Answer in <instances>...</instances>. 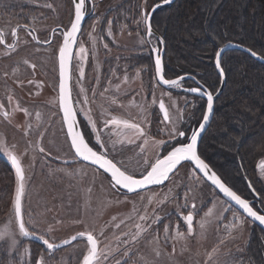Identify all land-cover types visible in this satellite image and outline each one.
I'll return each mask as SVG.
<instances>
[{
	"label": "rangeland",
	"instance_id": "1",
	"mask_svg": "<svg viewBox=\"0 0 264 264\" xmlns=\"http://www.w3.org/2000/svg\"><path fill=\"white\" fill-rule=\"evenodd\" d=\"M91 1V12L72 59L71 90L76 110L88 139L95 144L85 113L96 121L112 159L140 175L145 171L144 159L154 161L157 154L165 153L164 148L155 149L149 143L141 152L143 139L130 134L127 139L117 136L116 132L128 130L113 125L105 128V119L117 117L139 123L144 138L174 144L168 135L173 122L188 134L202 117L196 111L203 99L184 92L183 82L180 87H164L155 79L151 47L160 49L161 43L156 34H146L142 12L156 0ZM72 16V0H0V31L7 43H12L11 31L17 28L15 51L0 44V104L10 113V119L0 113V140L21 158L25 175L22 211L24 219L32 221L26 227L35 233L23 237L17 229L15 249L7 238L0 242V264H36L41 258L43 264H83L89 249L86 237L70 242L78 233L89 231L107 257H101L100 264H263L254 257L257 233L264 261V237L255 224L222 198L189 162L179 165L161 185L124 193L112 187L101 170L74 157L57 98L56 58L62 32L55 30L45 42L52 28L66 29ZM27 26L43 43L33 38ZM80 45L86 49L83 60L76 55ZM161 100L168 120L161 115ZM128 139L134 142L128 143ZM111 141H118L114 149ZM41 147L44 152L39 151ZM0 156L10 162L6 152L0 151ZM256 178L264 183V167H257ZM17 183L14 171L12 199L0 227L10 220L16 224L13 202ZM247 195L248 199L253 197ZM209 209L212 214L206 215ZM189 212L193 215L191 234L183 220ZM234 214L244 220L243 224ZM137 224L142 231L133 241ZM178 231L183 236H178ZM39 236L59 247L47 249ZM65 240L70 242L64 244Z\"/></svg>",
	"mask_w": 264,
	"mask_h": 264
},
{
	"label": "trees",
	"instance_id": "2",
	"mask_svg": "<svg viewBox=\"0 0 264 264\" xmlns=\"http://www.w3.org/2000/svg\"><path fill=\"white\" fill-rule=\"evenodd\" d=\"M151 26L164 42V75L193 74L211 91L220 83L214 57L223 43L237 42L264 57V0H174L153 12ZM220 66L225 83L198 153L243 197L252 194L247 179L258 197L255 208L264 211V183L256 178L257 164L264 157V63L230 48L222 53ZM13 181L11 163L0 156V223L12 199ZM254 226L264 237V231ZM254 236V257L264 264L259 235Z\"/></svg>",
	"mask_w": 264,
	"mask_h": 264
},
{
	"label": "snow or ice",
	"instance_id": "3",
	"mask_svg": "<svg viewBox=\"0 0 264 264\" xmlns=\"http://www.w3.org/2000/svg\"><path fill=\"white\" fill-rule=\"evenodd\" d=\"M146 2V0H145ZM171 0H163L164 4H169ZM51 7V5H48ZM160 7L159 4L152 9L154 12L156 8ZM86 0H74V19L70 24V28L63 32V43L59 47L58 50V60H59V107L63 113L62 121L67 125V133L66 136L70 139V147L74 150V157H78L83 161L90 162L93 165L98 166L99 169H103L106 173L110 174V184L112 187L120 186L123 189H126L130 193H135L138 189H142L148 185L153 184H161L164 180L169 178V174L176 169L177 165L181 164V162H191L194 167V171H198L203 174V178L207 181H210L213 186H216L225 196L229 197L231 201L235 202V205H238L243 213H246L247 217L258 221L261 224H264V215L258 214V211L254 210L250 203L246 199H242L236 192L232 191L229 187H226L225 184L221 181L220 177L210 168L209 164L205 162L204 159L198 153V143L201 138L202 133L206 130L208 122L210 120V116L213 113L214 109V101L215 96L212 91H209L204 87V85L196 82L198 86L187 88V91L190 93L197 94L198 98H206L205 99V110L202 112V121H198V126L192 128L190 130V136L186 131H179L176 128L175 122H173L172 129L169 131V141L175 140V144H170L169 142L163 140H155L144 138L145 133L144 129L140 126L139 123H132L129 120H121L117 117H112L111 119H105L104 127L107 128L109 125H113L117 128L122 126L123 129H127L128 133H123V131L116 132L117 136H124L125 139L128 138V134L137 139H143V144L139 145L141 152L145 151V146L151 143L155 149H159L161 147L164 148L166 154L160 155L157 154L154 161L149 158H145L143 163L145 165V174L141 176H137L135 172L129 171V169L124 166L123 162H117L114 159L110 158V151L107 147V143L102 139L100 132L97 130V123L92 119L89 113H85L88 122L91 126V133L94 137L95 144L91 142V139H86L85 134L78 130V120H77V111L74 107L72 90L68 84L69 76V66L71 64L72 59L74 58V53L72 51L73 46L77 43V35L80 32L81 23L86 15ZM144 22L147 25L146 34L151 37L153 35L152 27H151V18L147 12H142ZM111 24V21H109ZM11 35L13 37V43H7L4 38L3 31H0V44L6 46L9 51H15L16 42L15 38L17 37V29L13 28L11 31ZM109 35L111 32L109 31ZM159 43H163L162 38H158ZM143 43V41H141ZM106 48L107 45L105 44ZM153 52H158V49L153 48ZM252 55H256L255 52H252L251 49H248ZM86 53V49L83 45H80L79 52L76 54L79 56L80 60L84 59ZM223 53V49H220L216 53V66L220 67V59ZM264 59V57H261ZM25 64L28 61H24ZM34 69L36 67L35 64L31 65ZM155 69L158 76L157 83H162L163 85L180 87L184 78H178L175 80L165 79L163 75L162 62L160 55L157 54L155 59ZM15 71V70H14ZM80 76L83 77L84 72L83 68L79 69ZM220 74L223 75V69H220ZM7 75V73H5ZM31 83V82H30ZM118 87V86H117ZM81 92H84V89H80ZM103 95V93H101ZM11 100V97H9ZM79 102V101H77ZM85 103H87V97L85 96ZM115 99H113L112 103H115ZM19 109V106L17 105ZM160 108L164 111V119L168 120V112L165 110V106L163 101L160 102ZM20 111L25 112L27 115V109H19ZM0 113L5 117V119H10V113L7 111H3V105L0 104ZM37 118L39 119L40 114L36 113ZM180 137H184L185 140H180ZM118 141H111L113 145V149L115 148V144ZM122 142V141H119ZM132 139H128V143H133ZM14 147V146H13ZM0 151L6 152L12 164L15 167L16 175L18 179L17 187L15 189L14 196V208L13 214L16 220V224L14 225L10 220L7 225L0 227V242H3L5 238L11 240V246L13 249L17 247V229L20 236L27 237L30 235H35L34 232H30L26 227V224L32 225V221L29 219L26 221L24 219L23 211H22V199L25 195V175L24 169L22 167L21 158L17 154H14L12 151H9V146L2 140H0ZM40 152H44V148L41 147L39 149ZM264 167V164L261 165ZM60 171H64V169H60ZM90 191V190H89ZM261 204H264V199L261 200ZM195 208V205H193ZM212 209H209L208 214L211 215ZM141 220L145 219V217L141 216ZM234 219H238L240 224H243L244 220L238 218L234 214ZM183 220L187 224V231L189 234L193 232V215L191 212L188 213L187 216L183 217ZM34 226V225H33ZM203 224L201 227L203 228ZM231 227L235 228L236 225L233 224ZM137 234L132 236V240L135 241L142 231L141 226L139 224L136 225ZM51 229H49L50 231ZM167 231V228L165 229ZM178 236H183V233L177 232ZM78 237L85 238L88 241L89 249L87 254L83 256V264H100L101 257L105 260L106 256L103 254V250L98 249V241L94 237L91 231L85 233H78L77 236H73L71 239L76 240ZM38 239L42 240L43 244L47 246V249L52 250L54 248L59 247V245H54L50 243L49 240L44 239L43 236H39ZM70 241L65 240L63 243L68 244ZM128 243V241H125ZM215 251V250H214ZM155 254L157 256L160 255L159 250H155ZM209 258L211 259V254H209ZM36 264H43V259L41 258L36 262ZM119 264V262H118ZM144 264H148L147 261Z\"/></svg>",
	"mask_w": 264,
	"mask_h": 264
},
{
	"label": "water",
	"instance_id": "4",
	"mask_svg": "<svg viewBox=\"0 0 264 264\" xmlns=\"http://www.w3.org/2000/svg\"><path fill=\"white\" fill-rule=\"evenodd\" d=\"M87 1V0H86ZM88 1H90V2H92L91 0H88ZM174 0H171V2H173ZM170 2V3H171ZM72 4H73V16H72V20L74 19V0H72ZM157 4H159L160 6H162V5H165L164 3H163V0H156L152 5H151V7L149 8V10L147 11V13L150 15V18H151V16H152V14H153V11H152V9L153 8H155V6L157 5ZM157 9V8H156ZM88 13L89 12H86V15H85V17H84V19H83V21H82V23H81V28H82V26H83V23H84V21H85V18L87 17V15H88ZM72 20H71V22H72ZM71 22H70V24H71ZM70 24L68 25V27L66 28V29H64L63 31H62V34H63V32L64 31H66V30H68L69 28H70ZM145 26H146V29H147V25H146V23H145ZM81 28H80V30H81ZM152 32H153V34H156L159 38H162L160 35H158L154 30H153V28H152ZM80 33V32H79ZM79 33H78V35H79ZM78 35H77V39H78ZM163 40V39H162ZM62 43H63V35H62V40H61V43H60V45H59V47L62 45ZM76 45V44H75ZM75 45L73 46V49H72V51H73V53H74V49H75ZM164 42L163 43H161V48L159 49V48H157V47H155L156 49H158V52H153V62H154V74H155V79H156V81H158V76H157V73H156V69H155V59H156V56H157V54H159L160 55V58H161V62H162V69L164 70V68H163V51H164ZM151 48H154V47H151ZM230 48H238V49H241V50H243V51H245V52H247L248 54H250L252 57H254L255 59H257L258 61H260V62H262V63H264V59H261V57H263V56H261L260 54H258V53H256L255 51H253L252 50V52H255L256 53V55L254 56V55H252L249 51H247L248 49H250L249 47H247V46H244V45H242V44H239V43H237V42H233V41H227V42H225V43H223L222 45H220L218 48H217V51H216V53L220 50V49H223V52L226 50V49H230ZM59 50V49H58ZM56 60H57V72H58V80H57V98H58V101H59V60H58V53H57V58H56ZM214 65H215V68H216V70H217V72H218V74H219V76H220V83H219V86H218V88L213 92V94H214V96H215V99L218 97V95L220 94V92L222 91V89H223V86H224V83H225V75H224V72H223V75H221L220 74V69H222L221 68V66L219 67V68H217V66H216V54H215V57H214ZM71 67H72V61H71V64H70V66H69V76H70V79L68 80V84H69V86L71 87ZM164 75V74H163ZM165 77V76H164ZM181 77H183L184 78V80L185 79H192V80H194V81H196V82H199L197 79H196V77L193 75V74H190V73H183V74H180V75H177V76H174V77H171V78H166L165 77V79H168V80H175V79H178V78H181ZM160 85H162V86H164V87H167L168 85H163L162 83H159ZM199 84H201L200 82H199ZM205 87V86H204ZM206 89H208L207 87H205ZM186 91H187V88L185 89ZM209 91H211L210 89H208ZM188 92V91H187ZM72 94V93H71ZM195 94V93H194ZM206 99V98H205ZM161 102V101H160ZM160 102H159V109H160V112H161V114H162V116L164 117V111L163 110H161V108H160ZM215 102V101H214ZM58 106H59V102H58ZM59 110H60V114H61V118L63 117V113H62V111H61V109H60V107H59ZM165 110H166V107H165ZM167 111V110H166ZM213 111H214V109H213ZM212 116H213V113L211 114V116H210V120H209V122H208V125H209V123H210V121H211V118H212ZM77 120H78V117H77ZM200 121H202V118H201V120ZM63 122V121H62ZM208 125H207V127H208ZM63 126H64V130H65V133H67V125L65 124V123H63ZM198 126V125H197ZM196 126V127H197ZM206 127V128H207ZM78 130L79 131H81L82 132V129H81V126H80V123H79V120H78ZM205 132V131H204ZM203 132V133H204ZM203 133H202V135H203ZM202 135H201V137H202ZM189 136H190V133H189ZM201 139V138H200ZM67 140H68V142H69V145H70V139L67 137ZM186 142V141H185ZM199 142H200V140H199ZM198 145H199V143H198ZM72 149V148H71ZM72 151H73V153H74V150L72 149ZM164 154H166V152L165 153H163L162 155H164ZM77 159H79L80 161H83L82 159H80V158H78V157H76ZM202 158V157H201ZM203 159V158H202ZM9 160H10V163H11V165H12V167H13V169H14V171H15V174H16V170H15V167H14V165L12 164V162H11V159H10V157H9ZM83 162H86V163H88V164H91L90 162H87V161H83ZM206 162V161H205ZM183 162H181V164H182ZM190 164H191V166L193 167V164L191 163V162H189ZM207 163V162H206ZM181 164H179V165H181ZM208 164V163H207ZM91 165H93V164H91ZM179 165H177V167H176V169L179 167ZM93 166H95L96 168H98V166H96V165H93ZM210 166V165H209ZM194 168V167H193ZM210 168L216 173V171L210 166ZM99 169V168H98ZM176 169H174L173 170V172L176 170ZM99 170H101L107 177H108V179H109V182H110V174L109 173H106L103 169H99ZM173 172H171L170 174H169V176L173 173ZM198 174H200L201 175V177L203 178V174L202 173H200V172H198V171H196ZM143 174H145V171L142 173V174H140V175H137L138 177L139 176H141V175H143ZM217 174V173H216ZM218 175V174H217ZM219 176V175H218ZM16 177H17V175H16ZM220 177V176H219ZM205 181H207L205 178H203ZM220 179H221V177H220ZM18 180V179H17ZM167 180V179H166ZM166 180H164L161 184H163ZM221 181L225 184V186L226 187H229L232 191H234V192H236L235 190H233L227 183H225L222 179H221ZM214 189H215V191L222 197V198H224L227 202H229L232 206H234L236 209H238L244 216H246L247 217V215H246V213H243L242 212V210L239 208V206L238 205H235V202L234 201H231V199L229 198V197H227V196H225L216 186H213L212 184H211V182L210 181H207ZM246 182H247V184H248V187L251 189V191L253 192V194L255 195V196H257V194L255 193V191L253 190V188H252V186H251V184L249 183V181L246 179ZM161 184H153V185H148V186H146V187H144V188H142V189H138L137 191H140V190H143V189H146V188H149V187H152V186H158V185H161ZM115 189H117V190H119V191H121V192H124V193H130V192H128L126 189H123L122 187H120V186H116V187H114ZM136 191V192H137ZM236 194L237 195H239L242 199H246V198H244L243 196H241L240 194H238L237 192H236ZM246 200H248V199H246ZM249 201V203H250V206H252L253 207V205L251 204V201L250 200H248ZM253 209L254 210H256V211H258V214H262V215H264V211L263 210H257V209H255L254 207H253ZM248 219H250L252 222H254L255 224H257L261 229H263L264 230V224H261V223H259L258 221H255L254 219H252V218H249V217H247ZM263 258H264V255H263Z\"/></svg>",
	"mask_w": 264,
	"mask_h": 264
},
{
	"label": "flooded vegetation",
	"instance_id": "5",
	"mask_svg": "<svg viewBox=\"0 0 264 264\" xmlns=\"http://www.w3.org/2000/svg\"><path fill=\"white\" fill-rule=\"evenodd\" d=\"M92 2H90V1H86V9H87V12H91V8H92ZM89 13H88V15H89ZM87 15V16H88ZM87 18V17H86ZM86 18H85V20H86ZM23 25H25V24H23ZM28 27V26H27ZM17 29V28H16ZM28 30L32 33V35H33V38L36 40V41H38V42H42L43 43V41L42 40H40L39 38H38V36H37V33H36V31L33 29V28H30V27H28ZM55 30H60L61 32L63 31V29L60 27V26H56V27H54V28H52L51 30H50V34H49V38H48V40L47 41H45V42H49L50 40H51V37H52V35H53V32L55 31ZM81 31V30H80ZM79 36V35H78ZM5 38V37H4ZM17 41V37L15 38V42ZM44 42V43H45ZM12 43H13V39H12ZM5 46V45H4ZM161 47V46H160ZM75 50V49H74ZM4 60V59H3ZM163 74H164V71H163ZM165 76V75H164ZM166 78H171V77H167V76H165ZM196 77V76H195ZM196 79L202 84V85H204L205 87H207L203 82H201L197 77H196ZM183 83L185 84L184 85V87H183V91L184 92H187L185 89L186 88H188L189 86H191V87H196V86H198L197 85V83H196V81H194V80H192V79H189V81L188 82H186V79L183 81ZM208 88V87H207ZM209 89V88H208ZM212 92H214V91H212ZM187 93H190V92H187ZM190 94H194V93H190ZM194 95H196L197 96V94H194ZM72 97H73V103H74V107H75V109H77L76 108V104H75V98H74V94H72ZM201 99H203L204 100V110H205V98H202L201 97ZM217 99V98H216ZM216 99H215V101H216ZM214 105H215V102H214ZM3 111H6L4 108H3ZM77 111V110H76ZM162 115V114H161ZM77 117H78V120H79V123H80V118H79V114H78V112H77ZM163 117V116H162ZM164 118V117H163ZM202 118V117H201ZM201 120V119H200ZM199 120V121H200ZM197 125H198V123H197ZM196 125V126H197ZM80 126H81V129H82V132L85 134V132H84V129H83V127H82V125H81V123H80ZM196 126H192V128H195ZM191 128V129H192ZM180 131H184V130H180ZM190 133V132H189ZM189 133H188V135H189ZM85 137H86V139H88V137L86 136V134H85ZM183 137H180L179 139H182ZM186 141V140H185ZM175 144V143H174ZM110 158H112L111 156H110ZM264 162L263 161H259L258 162V164H257V167H260L262 164H263ZM250 189V188H249ZM251 190V189H250ZM254 190V189H253ZM251 193H252V195H253V197H251L250 199H248V197H244V198H246V199H248V200H250L251 201V204L253 205V207L255 208V206H254V203H255V201L257 200V196H255L254 194H253V192L251 191ZM256 193V192H255ZM255 209H257V208H255ZM257 210H260V209H257ZM188 214H186V216H187ZM250 220V219H249ZM254 223V222H253ZM255 224V223H254ZM255 225H257V224H255ZM258 226V225H257ZM259 227V226H258ZM263 230V229H262ZM264 231V230H263ZM95 237V236H94ZM74 240H72L70 243H72ZM97 247H98V245H97Z\"/></svg>",
	"mask_w": 264,
	"mask_h": 264
}]
</instances>
